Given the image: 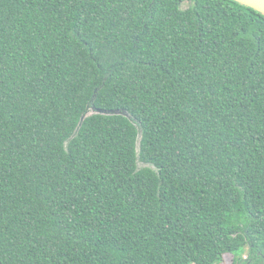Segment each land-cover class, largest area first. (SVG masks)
<instances>
[{
	"label": "trees",
	"instance_id": "trees-1",
	"mask_svg": "<svg viewBox=\"0 0 264 264\" xmlns=\"http://www.w3.org/2000/svg\"><path fill=\"white\" fill-rule=\"evenodd\" d=\"M225 256L264 264V15L0 0V264Z\"/></svg>",
	"mask_w": 264,
	"mask_h": 264
},
{
	"label": "water",
	"instance_id": "water-1",
	"mask_svg": "<svg viewBox=\"0 0 264 264\" xmlns=\"http://www.w3.org/2000/svg\"><path fill=\"white\" fill-rule=\"evenodd\" d=\"M232 1H235L237 3H240L242 5H245L249 8H252L256 11H258L259 13H262L264 15V0H232ZM117 114H122L126 117H129L128 114L126 113H120V112H117ZM90 114H87L85 115L82 120H81V123L85 120L86 117H88Z\"/></svg>",
	"mask_w": 264,
	"mask_h": 264
},
{
	"label": "rangeland",
	"instance_id": "rangeland-1",
	"mask_svg": "<svg viewBox=\"0 0 264 264\" xmlns=\"http://www.w3.org/2000/svg\"><path fill=\"white\" fill-rule=\"evenodd\" d=\"M184 8H187V4L184 5ZM93 112H94V111H93ZM93 112H91V114H92ZM91 114H90V115H91ZM232 260H233V258H232L231 256H225V257H224V261L222 262V264H232Z\"/></svg>",
	"mask_w": 264,
	"mask_h": 264
}]
</instances>
